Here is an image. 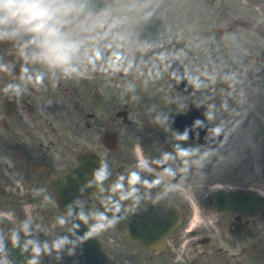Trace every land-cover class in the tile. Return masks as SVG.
<instances>
[{"label": "flooded vegetation", "instance_id": "obj_1", "mask_svg": "<svg viewBox=\"0 0 264 264\" xmlns=\"http://www.w3.org/2000/svg\"><path fill=\"white\" fill-rule=\"evenodd\" d=\"M102 1L107 9L103 15H76L63 0L57 2L61 31L66 41L76 45L70 63L63 66L76 74L46 63L39 47L13 44L11 48L21 50L24 79L18 81L28 90L17 94L13 116L0 122V264L79 262L73 238L59 231L56 189L59 181L66 182L62 172L77 154L67 143L62 148L56 145L64 138L59 135L63 129L75 142L82 137L84 151L92 150L109 162L106 183L94 187L95 195L78 198L89 229L108 222L107 217L97 219L101 209L113 214L119 224L97 233L108 264L136 261L139 252L154 264H264V202L256 205L254 216L213 205L214 196L225 192L264 195V101H256L254 110L241 105L233 110L230 101L213 96L209 129L231 135L226 156L187 139L170 124L169 116L185 112L192 102L202 100L200 95L170 94L166 78L159 92L168 98L167 105L148 108L143 96L147 94H120L123 87L144 89V64L156 63L166 75L167 54L174 53L181 63L185 40L173 32L182 20L186 0ZM219 1L225 9L219 12L221 22L215 28L235 18L251 22L247 7L240 4L246 0ZM155 3L163 4L160 17L165 33L152 43L151 34L140 36L139 29L146 10ZM238 30L243 35L250 32ZM27 33L40 44V37ZM236 54L244 61L246 57L258 75L264 70L258 52L241 44ZM37 76L42 81L36 86ZM8 80L10 86L16 81ZM62 119L68 127L59 126ZM182 150L191 155L179 156ZM101 170L94 163L87 177L96 181ZM129 213L131 217L125 219ZM128 222L132 228L151 227L152 249L125 235ZM122 224L125 227L119 228ZM161 224L166 232H154ZM112 229L115 236L108 237ZM60 240L64 243L55 248ZM33 247L40 250L38 255ZM87 251L99 253V249Z\"/></svg>", "mask_w": 264, "mask_h": 264}, {"label": "rangeland", "instance_id": "obj_2", "mask_svg": "<svg viewBox=\"0 0 264 264\" xmlns=\"http://www.w3.org/2000/svg\"><path fill=\"white\" fill-rule=\"evenodd\" d=\"M240 4L247 7L249 18L255 23L264 19V0H246V3L240 1ZM223 5L219 0H198L196 4L186 0L182 20L173 32H179L181 39L185 40L183 52L180 55L182 57L181 63L193 75V90L208 102L211 103L213 93L217 91L216 93L222 97L238 95L244 101H249L248 104H253L252 110H254L256 101L259 99L264 101V77H259L257 68L247 74L248 67L244 64H248V59L245 57V62L236 57V48L243 44L250 48V52L260 53L264 43L253 32V29L246 35L240 34L239 28H236V32L233 34L217 35L214 26L218 24L217 15L225 9ZM5 54V51L0 50V61H3ZM210 63H214L216 69L219 68V77L216 78L209 73L207 67ZM153 64H150L153 68L147 64L143 65L147 77L141 82L144 85H149L151 90L158 91L162 85V80L158 75L163 76V74L160 66L156 63ZM150 68L155 72L150 71ZM216 83L217 86L214 87ZM136 84L141 85L140 81ZM5 90L6 84L0 80V94H3ZM135 91L134 89L122 88L120 94L125 95V93H135ZM142 91L136 92L135 95H141ZM143 96L148 108L169 103L168 98L161 92L153 94L150 99L148 95ZM224 99L226 98H222V100ZM238 104L237 100L234 99L233 110L238 109ZM257 104L260 105V103ZM262 107L264 108V104ZM140 259L137 264H148L143 258Z\"/></svg>", "mask_w": 264, "mask_h": 264}, {"label": "clouds", "instance_id": "obj_3", "mask_svg": "<svg viewBox=\"0 0 264 264\" xmlns=\"http://www.w3.org/2000/svg\"><path fill=\"white\" fill-rule=\"evenodd\" d=\"M58 0H0V28H22L25 31L40 37V46L44 49L42 55L54 65H67L70 63L71 55L76 49L74 42L65 40L61 31L62 23L57 18L61 8L57 6ZM42 81L41 76L36 77V83ZM179 139H184L183 136ZM181 157L191 155L188 150L178 153ZM169 158L167 155L164 157ZM97 219L103 221L106 217L97 214ZM86 221V218H85ZM61 225L64 220L59 221ZM114 220L105 223L94 224L83 239H87L100 231L112 226ZM64 243L63 240L54 244L59 248ZM34 255L39 254V249L33 247ZM28 264H35L34 260H29Z\"/></svg>", "mask_w": 264, "mask_h": 264}, {"label": "water", "instance_id": "obj_4", "mask_svg": "<svg viewBox=\"0 0 264 264\" xmlns=\"http://www.w3.org/2000/svg\"><path fill=\"white\" fill-rule=\"evenodd\" d=\"M257 31L264 36V25H261L258 27ZM190 85V83H188L187 87ZM63 199L60 200V202L64 203V201H62ZM78 235H81V233L78 231L77 233Z\"/></svg>", "mask_w": 264, "mask_h": 264}]
</instances>
